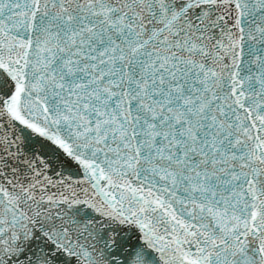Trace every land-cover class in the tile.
<instances>
[{
	"label": "snow or ice",
	"instance_id": "1",
	"mask_svg": "<svg viewBox=\"0 0 264 264\" xmlns=\"http://www.w3.org/2000/svg\"><path fill=\"white\" fill-rule=\"evenodd\" d=\"M0 264H264V0H0Z\"/></svg>",
	"mask_w": 264,
	"mask_h": 264
}]
</instances>
